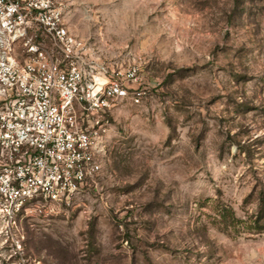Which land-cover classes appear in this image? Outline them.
<instances>
[{
	"label": "rangeland",
	"instance_id": "obj_1",
	"mask_svg": "<svg viewBox=\"0 0 264 264\" xmlns=\"http://www.w3.org/2000/svg\"><path fill=\"white\" fill-rule=\"evenodd\" d=\"M96 57L141 64L140 103L108 115L95 181L69 205L0 219V264H264L233 233L264 178V0H66Z\"/></svg>",
	"mask_w": 264,
	"mask_h": 264
},
{
	"label": "built area",
	"instance_id": "obj_2",
	"mask_svg": "<svg viewBox=\"0 0 264 264\" xmlns=\"http://www.w3.org/2000/svg\"><path fill=\"white\" fill-rule=\"evenodd\" d=\"M66 0H0V219L69 205L108 149L109 113L140 103L141 64L96 57Z\"/></svg>",
	"mask_w": 264,
	"mask_h": 264
},
{
	"label": "trees",
	"instance_id": "obj_3",
	"mask_svg": "<svg viewBox=\"0 0 264 264\" xmlns=\"http://www.w3.org/2000/svg\"><path fill=\"white\" fill-rule=\"evenodd\" d=\"M254 191H256V205L250 212H246L244 217L236 216L232 207L227 204L215 205L218 216L215 220L222 229L236 234L264 232V178H256Z\"/></svg>",
	"mask_w": 264,
	"mask_h": 264
},
{
	"label": "crops",
	"instance_id": "obj_4",
	"mask_svg": "<svg viewBox=\"0 0 264 264\" xmlns=\"http://www.w3.org/2000/svg\"><path fill=\"white\" fill-rule=\"evenodd\" d=\"M70 25H69V27H70V30L72 31V32H74V28H73V24H72V22H71V20H70V23H69ZM76 34V33H75Z\"/></svg>",
	"mask_w": 264,
	"mask_h": 264
}]
</instances>
